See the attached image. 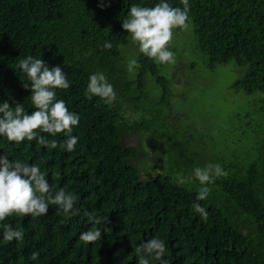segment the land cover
Masks as SVG:
<instances>
[{
	"label": "trees",
	"instance_id": "obj_1",
	"mask_svg": "<svg viewBox=\"0 0 264 264\" xmlns=\"http://www.w3.org/2000/svg\"><path fill=\"white\" fill-rule=\"evenodd\" d=\"M156 2L0 0V102L20 103L28 114L35 111L31 92L23 86L27 77L18 68L19 60L33 56L62 67L70 87L57 90V98L80 116L73 132L80 139L72 153L0 139V155L40 164L50 184L67 185L80 197L81 209L80 216L70 218L56 215L53 206L34 220L8 218L24 228V240L0 244V264H137L135 248L155 236L166 243L168 264H264V0H189L188 22L194 25L197 48L208 57L207 66L215 70L232 63L242 72L232 89L257 105L248 112L253 117L247 125L259 135L260 145L248 159L215 152L207 159L203 149L191 156L183 153V170L166 144L173 145L179 114L172 110L163 116L150 108L154 94L145 92L142 98L135 93L152 76L167 95L172 82L178 87V71L165 76L167 64L143 54L132 65L136 78L130 79L124 66L132 50L123 17L133 4L151 7ZM169 2L183 7L180 0ZM106 41L110 49L104 48ZM96 71L114 85L117 99L111 106L84 95L88 77ZM181 137L190 143L193 135ZM209 162L219 163L226 174L209 185L207 200L199 201L208 212L204 220L191 211L199 182L178 185L177 176L190 177L195 167ZM52 173L59 176L52 180ZM84 211L105 217L101 240L89 246L78 243L79 235L92 227ZM34 251L39 253L35 262L28 259Z\"/></svg>",
	"mask_w": 264,
	"mask_h": 264
},
{
	"label": "clouds",
	"instance_id": "obj_2",
	"mask_svg": "<svg viewBox=\"0 0 264 264\" xmlns=\"http://www.w3.org/2000/svg\"><path fill=\"white\" fill-rule=\"evenodd\" d=\"M180 3L183 7H174L169 0H158L151 7L133 4L123 17L122 28L127 32L130 44L138 53L158 65L174 62V53L169 48L170 41L176 30L188 26L189 0H180ZM111 47V43L106 41L104 48ZM18 68L27 77V82L22 79L23 86L31 92L28 99L35 111L28 114L20 103L12 107L7 101L0 102V139L16 145L25 141L35 142L38 150L43 147L49 151L59 149L67 153L74 152L80 138L73 132L80 124V116L70 111L63 99L57 98V90L70 87L67 74L62 67L49 66L43 59L33 56L19 60ZM84 95L90 101L98 98L109 106L117 99L114 85L101 71L88 77ZM58 136L63 139L58 140ZM225 174L219 163L211 162L195 167L190 177L178 174V185L191 180L199 182L200 187L195 195L197 202L191 205V211L201 219L207 220L208 212L199 201L207 200L210 195L209 185ZM47 175L38 163H29L19 158L9 159L7 154L0 155V244L13 241L19 244L24 240V228L7 222L10 217L31 216L34 220L47 215L49 206L56 209V215L65 218L81 215V209L77 207L80 197L74 191H69L67 185L58 188L50 184ZM58 176V173H52L51 179L55 180ZM83 217L92 227L79 235L78 243L89 246L101 240L105 231L102 226L105 217L90 211H84ZM134 251L137 264H168L165 258L166 243L158 236L143 242ZM38 258L39 253L34 251L28 259L35 262Z\"/></svg>",
	"mask_w": 264,
	"mask_h": 264
},
{
	"label": "rangeland",
	"instance_id": "obj_3",
	"mask_svg": "<svg viewBox=\"0 0 264 264\" xmlns=\"http://www.w3.org/2000/svg\"><path fill=\"white\" fill-rule=\"evenodd\" d=\"M129 46L132 51L127 52L124 66L131 71L130 79H133L137 77L138 70L132 65L136 66L140 53L131 44ZM169 48L174 53V62L167 64L163 72L169 77L170 70L178 71L175 78L178 87L175 88L171 79L173 84L165 95L163 87L157 80L152 76H146L149 79H146V85L137 89L135 93L142 98L145 92L154 94L155 102L153 105L150 104V108L153 107L152 110L155 109L158 113L162 112L163 116L172 110L179 114L180 120H177L176 124L173 123L177 134L172 140V147L166 140L167 150L169 148V152L174 155V162L179 160L182 163V169L178 164L176 167L183 170L186 166L185 163L183 166L181 161L187 160L183 153L191 156V153L193 155L201 149L207 153V159L210 152L222 154L228 159L234 158L235 155L247 159L257 155L259 135L247 125L249 118L253 117L248 115V112L257 105H252L250 97L244 95L243 91L237 92L232 89V84L242 72L232 63L218 64L215 70L210 69L207 66L208 57L197 48L192 22H188L187 28L174 32ZM150 83L154 84V89L149 87ZM160 99L161 102L158 103ZM140 106L141 110L145 107L143 102ZM155 129L156 126L153 130ZM185 133L193 135L190 143H186L181 137ZM205 134L206 139L202 137Z\"/></svg>",
	"mask_w": 264,
	"mask_h": 264
}]
</instances>
